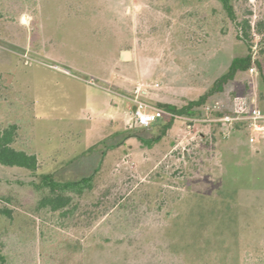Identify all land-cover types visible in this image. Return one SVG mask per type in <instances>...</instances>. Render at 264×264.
Here are the masks:
<instances>
[{
	"label": "rangeland",
	"instance_id": "rangeland-1",
	"mask_svg": "<svg viewBox=\"0 0 264 264\" xmlns=\"http://www.w3.org/2000/svg\"><path fill=\"white\" fill-rule=\"evenodd\" d=\"M232 4L235 21L216 0H0V130L16 124L15 147L38 158L35 175L0 165V211H11L0 215V264H40L62 234L81 238L87 264H153L160 255L148 243L163 234L225 238L230 248L215 254L228 264L262 245L264 131L212 141L213 123L187 129L176 119L153 143L168 116L139 128L131 115L137 88L153 107L181 108L247 55L239 24L264 25V0ZM245 92L259 98L246 72L207 103L228 107ZM229 165L243 176L222 200L214 194ZM45 174L57 182L95 176L63 227L34 211L31 184Z\"/></svg>",
	"mask_w": 264,
	"mask_h": 264
},
{
	"label": "trees",
	"instance_id": "trees-1",
	"mask_svg": "<svg viewBox=\"0 0 264 264\" xmlns=\"http://www.w3.org/2000/svg\"><path fill=\"white\" fill-rule=\"evenodd\" d=\"M220 3L224 13L229 19L235 21L234 7L232 0H216ZM241 28V38L247 45L248 53L242 57H235L227 72L222 74L213 84L211 89L204 95L200 96L196 100L188 102L181 108L161 105L160 108L167 113L174 114L176 116H188L193 117L200 113V109L207 103V99L214 94L222 93L223 89L231 82H233L236 76L240 73L247 71L251 64V44L250 33L251 26L247 21H243L239 24ZM264 29L263 24H258L256 31L262 33ZM261 53L263 51L261 50ZM261 67V63H259ZM258 107L264 111V106L259 105V101L264 100V74L261 73L258 78ZM252 93L245 92L242 95L235 94L234 97L242 96L249 98ZM231 106V104H230ZM230 106L223 113H219L218 116L230 114ZM175 118L168 117L161 136L153 139V143L158 142L166 132L171 128ZM213 131L217 132L218 137L212 133V141L216 139L226 140L231 137L238 136L240 132L247 134L248 125L247 122H238L231 129L228 137L224 138V127L221 123H213ZM249 134V133H248ZM18 135V126L16 124H8L0 130V165L5 167L25 169L32 175H35L38 170V158L35 153L18 149L15 147L16 139ZM248 142V139H247ZM152 145V142L148 146ZM227 167L225 173L221 177V184L218 193L214 194L215 197L222 198L231 194L236 189L233 187L234 180L237 177L240 183V178L243 175L238 173L239 167ZM95 176L90 175L88 177L81 178L73 182H57L53 179L52 174L42 175L41 181L38 184H31L32 188L39 193V200L34 207L35 213L38 215L40 212H46L57 220V225L63 227V221L69 218L73 219L77 210V200L81 199L87 193L92 192L94 189ZM244 181V178H243ZM33 183V182H32ZM224 196V197H221ZM227 198V197H225ZM227 209V208H226ZM0 215L3 217L11 218L10 210L0 211ZM165 226L164 224H162ZM207 231V228L206 230ZM61 236V235H60ZM130 243L133 241L128 235ZM81 239V238H80ZM80 239H73L67 234H62L58 237V240L52 244L56 246L49 250L41 251L38 261L40 264H87V260L84 259L89 256L90 249H88L83 241ZM221 241V242H220ZM63 244L62 247L59 245ZM59 246V247H58ZM43 247V246H42ZM227 240L225 238H213L209 234H203V236L197 237L193 234H186L185 239H180L175 235L163 234V238L158 242L152 244L148 243V251L152 253V256L157 252L160 257L154 256L152 259L153 264H228L224 258L218 257L215 254L217 249H228ZM48 252V253H47ZM180 252H183V259L181 260ZM88 259V258H87ZM165 260V262H163ZM0 262H4V257L0 254ZM152 264V263H151ZM237 264H264V242L261 246L253 249H245L241 256L238 254Z\"/></svg>",
	"mask_w": 264,
	"mask_h": 264
},
{
	"label": "built area",
	"instance_id": "built-area-1",
	"mask_svg": "<svg viewBox=\"0 0 264 264\" xmlns=\"http://www.w3.org/2000/svg\"><path fill=\"white\" fill-rule=\"evenodd\" d=\"M251 38L253 40L251 49V64L248 67L246 73L250 78L258 80L261 73L264 74V62L260 59L259 51L260 47H264V30L262 33H258L255 30L254 23H251ZM261 63V67L259 66ZM158 86L157 84L155 85ZM145 91L141 88H137L130 99L133 105V111L131 113L134 126L139 128H149L151 125L162 119L164 116L182 120L187 129H190L197 123H221L224 127V138L228 137L231 129L238 122H247L248 129L251 132L261 133L264 131V111L258 107V96L254 92L249 98L237 96L235 97L230 106V114L218 116L219 113H223L227 107L220 101H212L206 103L201 109V117L196 114L193 117L188 116H176L171 113H167L162 109L153 107L143 100ZM264 136V133H263ZM255 141L254 136H249V142Z\"/></svg>",
	"mask_w": 264,
	"mask_h": 264
},
{
	"label": "water",
	"instance_id": "water-1",
	"mask_svg": "<svg viewBox=\"0 0 264 264\" xmlns=\"http://www.w3.org/2000/svg\"><path fill=\"white\" fill-rule=\"evenodd\" d=\"M120 58H121V60H123L124 62H128V61L132 60V54H131V52H129V51H122V52L120 53Z\"/></svg>",
	"mask_w": 264,
	"mask_h": 264
},
{
	"label": "crops",
	"instance_id": "crops-1",
	"mask_svg": "<svg viewBox=\"0 0 264 264\" xmlns=\"http://www.w3.org/2000/svg\"><path fill=\"white\" fill-rule=\"evenodd\" d=\"M129 105V104H128ZM127 112H129V107H128V109H127Z\"/></svg>",
	"mask_w": 264,
	"mask_h": 264
}]
</instances>
